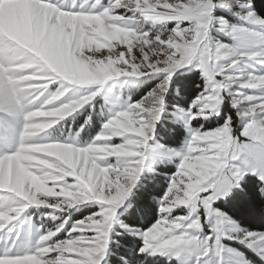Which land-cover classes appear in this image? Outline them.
<instances>
[{"label":"snow or ice","instance_id":"1","mask_svg":"<svg viewBox=\"0 0 264 264\" xmlns=\"http://www.w3.org/2000/svg\"><path fill=\"white\" fill-rule=\"evenodd\" d=\"M217 8L264 26L252 0H80L78 5L73 0L67 7L64 0H0V48L12 43L10 36L28 43L23 51L32 66L20 75L37 85L21 91L12 79L0 77V113L22 121L15 150L0 153V173L20 192L0 189V264H104L116 226L140 241L136 259L120 256L119 264H143L142 257L160 254L177 264H220L222 239L235 240L264 261V231L226 232L224 225L235 222L217 206V201H235L242 210L264 212V91H257L264 89V72L232 75L241 60L264 57V51L237 52L214 40L211 30L227 23L215 15ZM186 66L201 73L203 87L187 108H174L173 114L183 116L185 141L179 150L147 146L167 112L164 97L172 76ZM151 74H159L160 83L139 101L118 105L87 146H76L75 136L66 142L43 141L50 152L60 154L59 163L46 165L58 179L56 187L47 184V194L35 191L43 179L38 173L25 176L15 159L38 142L33 127L42 122L36 118H47L40 133L45 136L58 120L98 94L97 89L62 101L75 86ZM53 83L56 90L50 92ZM226 98L235 121L225 115L214 128L192 126L193 120L219 116ZM234 124L240 126L238 134ZM14 132L10 124L0 126V135ZM157 154L172 158L176 169L156 200V219L146 229L125 224L117 219L118 209L131 197L128 215L139 210L138 197L147 189H132L145 161ZM83 202H96L95 211L74 221L63 239L55 238L63 223L22 247L19 232L4 234L30 206L64 212ZM240 256L241 264H252Z\"/></svg>","mask_w":264,"mask_h":264},{"label":"rangeland","instance_id":"2","mask_svg":"<svg viewBox=\"0 0 264 264\" xmlns=\"http://www.w3.org/2000/svg\"><path fill=\"white\" fill-rule=\"evenodd\" d=\"M68 2L69 4H66ZM106 2L107 0H105V3ZM231 2H234V0H231ZM72 3L73 0H64L65 7L72 5ZM75 3L78 5L80 3V0H75ZM215 15L224 16L227 23L223 29L217 26L211 30L210 34L214 40L225 44L230 50H234L237 52L264 51V26L256 24L253 21H245L241 17L234 16L228 12L223 11L220 8L216 9ZM144 27L148 28L149 25L145 24ZM157 27H159V24H157ZM169 27H171L170 24ZM229 32H231L232 34H227ZM0 34H2V30H0ZM9 39L12 41V43H8L4 47L0 48V60H3V63H0V77L10 78L19 85L21 91H28L30 89L28 86L32 84L27 83L26 79H20L21 77H23L20 74L25 73L27 67L32 66L31 60L25 58V53L23 51V49H26L28 47V43L12 36H10ZM37 55H39V53H37ZM225 62H227V58L221 61L220 63ZM190 69V66H186L181 67L177 71H186ZM254 72H264V57H252L241 60L238 65L235 66V70L232 71V75L236 78H240L242 76ZM160 79L161 77L159 74L145 75L139 78L113 77L108 81H105L103 85L99 86H75L71 90L70 94H66L65 97H61L62 101L67 102L69 98H79L80 96L90 94L92 91H96L97 89L98 94L93 98L92 101L86 103L85 105L81 106V108L77 109L76 111L70 113L68 116L63 118L65 123L64 126H68L69 130L60 139H53L51 135H49L52 130V127L46 131L45 136H41L40 133L44 130L42 124L47 122L45 121L47 118H36L37 122H42L41 125H36L33 127L34 138H36L38 142L28 145L22 150L21 154L15 159L16 167L18 169H22L24 171L25 176H34L38 173L39 177L42 178L44 182L42 184H37L35 191L40 192V194L42 195L47 194V184L49 182H53V187H56L54 181L58 179V177L53 175L55 169H49L46 167V165L49 163H59L61 157L58 153L50 152L48 150L47 144L43 141L47 140L50 142H66L73 136H75L76 146H87V144L91 142L94 137L100 133L103 123L106 122L108 118H110L112 112L114 110H118V105L123 104L125 101H139L151 89L155 88L157 84L160 83ZM56 86L57 85L53 83L49 85L48 90L50 92H54L56 90ZM257 91H264V89ZM47 94L48 93L46 92L45 95ZM224 104H226L227 109L226 115H232L235 121L234 110L231 107L230 100L227 98L220 105V115ZM83 109L85 116L83 119L80 120L78 119V117L83 114ZM173 112L174 109L171 112L172 120H177L181 122L183 129L185 130V135L181 143L178 146L169 147L164 145V143H161V141L159 142L154 139L150 140L147 146L156 147L157 145H163L166 146L168 149L176 150H179L182 147L187 135L186 127L184 125L183 116L179 114H173ZM92 114L97 117L96 119H98V117L99 119L103 117L104 120H102V122L100 123L101 126H99V128H97L95 132H93V136H90L89 138L86 137L83 141V138H81L80 133H85L84 131L88 130V127L90 126V123L88 121L90 120L89 118L90 115L92 116ZM69 116L70 118L68 119V122V120H65V118ZM213 117H210L208 120H193L191 122L192 126L197 127L199 123H203L206 128H214L215 126L212 125L211 120ZM59 118L61 117L58 116L57 119ZM60 120H58L56 124L59 123ZM5 123L10 124L16 130V132L10 135H0V153H10L15 150L18 144V137L16 133H18L22 125V121H20L19 119H15L8 115L0 113V126ZM234 127L235 131L238 134L240 131V126L234 124ZM63 128L60 130V132L64 131ZM77 131H79V135H76ZM165 162H171L174 166L175 171L176 164L173 162L172 158L166 157L162 154H157L152 159L145 161L143 173L152 172L154 171V169H156V166L158 164ZM27 168H34L36 172L28 173ZM5 175L6 174L4 173H0V189L13 192L16 195H20V192L18 191L19 185H10L5 180ZM34 196L35 193H33V197ZM29 203H31V199H29ZM95 204L96 202H83L80 205H75L73 206V208L64 212H61L57 209L49 208L47 206H30L21 215V217H19L16 221L10 222L6 226V231L4 234L11 236L15 235L16 232H19L21 234L19 244L22 247L25 243L34 241L40 233L48 229H53L58 224L63 223V230L60 231L55 237L56 239H63L64 232H67L71 229L74 221H80L82 218L87 217L90 212L95 211ZM82 207L87 208V210H90V212L84 214L83 217L73 219L74 221L71 223V220H68L69 214L76 215L77 212H80V208ZM120 210L121 209L119 208L117 213H119ZM65 218L67 219L65 220ZM233 221L235 222V225H224V230L226 232L235 233L238 229H242L235 220ZM67 222L68 224H66ZM204 231L205 233H207V225H205ZM221 243L224 247V251L222 253V257L220 258V264H241L242 257L240 256V253H243L244 257H246L247 260L251 261L252 264H264V261H261L253 252L249 251L242 244L237 243L235 240L222 239ZM154 256L165 258L167 261L174 260L177 264V261L175 259H170L168 254H160Z\"/></svg>","mask_w":264,"mask_h":264},{"label":"trees","instance_id":"3","mask_svg":"<svg viewBox=\"0 0 264 264\" xmlns=\"http://www.w3.org/2000/svg\"><path fill=\"white\" fill-rule=\"evenodd\" d=\"M66 4H69V2ZM252 4L257 14L264 17V0H252ZM197 85L200 87H197ZM202 87L203 80L201 79V73L199 71L190 69L175 72L172 76V82L168 87V92L164 97L167 112L163 114L161 121L155 126L154 139L159 142L161 141V143L169 147H175L181 143L185 135V130L181 122L172 120L171 112L176 107L187 108L189 103L192 102V98L196 96ZM226 111V104H224L221 115L214 116L211 119L212 125L216 126L218 123H223ZM84 116L83 109V114H81L78 119L81 120ZM69 118L70 116L65 118V120ZM96 118L94 114H92V116L90 115V120L88 121L90 126L88 130H85V133H80L83 141L86 137H92L93 132L101 126L100 123L104 118ZM64 124V121H62L59 125L52 128L50 135L53 139H60L69 130L68 126H64ZM62 128L65 132H60ZM173 171V164L171 162H165L158 164L154 171L143 173L138 179L137 185L132 189V193H136L142 186L147 189L143 195L138 197L139 210L132 216L128 215L129 211H131V208L128 207V201L131 199V197H129L125 200L119 213H117V218L125 224L130 223L137 228L146 229L156 219V200L163 194L168 185L167 176ZM145 177H149V179H145ZM252 179L254 180L255 178L253 177ZM217 206H220L223 211H226L242 229L264 231V212H261L258 207H254L251 210H242L235 201L228 203L219 201L217 202ZM133 207H135V204H133ZM88 212H90V210L82 207L80 208V212H77L76 215L69 214L68 220H71L72 223L74 221L73 219L83 217V215ZM66 224H68V222ZM112 238V242L108 246L104 264H119L120 256H124L125 259L131 258L133 261L136 259V249H138L140 241L135 236L123 232L116 226L115 232L112 233ZM141 259L143 260V264H176L174 260L167 261L165 258L156 256H146Z\"/></svg>","mask_w":264,"mask_h":264},{"label":"clouds","instance_id":"4","mask_svg":"<svg viewBox=\"0 0 264 264\" xmlns=\"http://www.w3.org/2000/svg\"><path fill=\"white\" fill-rule=\"evenodd\" d=\"M21 80H24V79H26L25 77H21L20 78ZM30 89H33V88H35V87H37V85H29L28 86Z\"/></svg>","mask_w":264,"mask_h":264}]
</instances>
